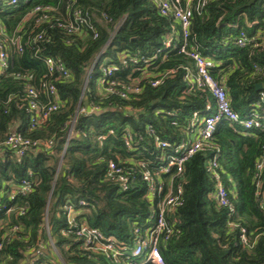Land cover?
Segmentation results:
<instances>
[{
    "label": "trees",
    "instance_id": "trees-1",
    "mask_svg": "<svg viewBox=\"0 0 264 264\" xmlns=\"http://www.w3.org/2000/svg\"><path fill=\"white\" fill-rule=\"evenodd\" d=\"M8 1L0 0V31L6 37L0 35V40L8 52V67L0 75V264L139 263L141 259L125 256L114 261L89 249L77 229L84 225L131 249L134 230L143 235L153 225L159 198H148L137 163L146 162L156 173L155 157L170 150H156L153 138L179 143L187 137L193 112L208 114L204 107L213 106L214 100L205 87L188 92L184 76L186 70L195 72L194 61L176 49L163 51L145 69L130 62L121 65L119 55L151 57L163 47L171 27L180 44V27L153 0H16L12 6ZM76 11L93 23L96 38L85 27L78 33L67 31ZM240 31L246 37L243 47L234 45ZM188 32L190 45L214 63L210 74L225 88L232 110L239 116L257 110L255 103L264 93V0H209L199 11L194 5ZM13 38L19 39L21 53L15 51ZM46 58L61 61L69 81L50 76ZM104 63L120 67L112 76L117 83H134L141 91L121 98L100 90ZM155 78L160 82L152 87ZM50 83L59 106L32 127L26 87L36 91L42 106L49 100L43 86ZM78 106L97 111L76 114ZM259 110H264V100ZM73 118L74 136L62 154ZM125 131L131 135L130 149L123 143ZM239 131L222 123L209 147L185 163L181 204L166 216L172 235L166 241L162 236L158 244L166 264H264V197L256 196L254 183L264 132ZM12 133L31 142L51 141L52 146L17 157V149L3 144ZM215 153L230 207L217 204L214 182L204 169ZM110 162L125 176L134 175L136 182L122 190L117 176L109 174ZM22 181L30 190L9 200L6 193L17 191Z\"/></svg>",
    "mask_w": 264,
    "mask_h": 264
},
{
    "label": "built area",
    "instance_id": "built-area-1",
    "mask_svg": "<svg viewBox=\"0 0 264 264\" xmlns=\"http://www.w3.org/2000/svg\"><path fill=\"white\" fill-rule=\"evenodd\" d=\"M153 1L162 15L170 14L175 22L178 23L180 27L181 43L179 44L176 42L174 37L175 30L171 27L172 32L166 35L163 41V47L157 49L151 57H130L127 54L122 53L119 55V62L121 65H126L130 62L133 65L142 66L145 69L152 65V61L162 57L163 51L176 49L179 54L194 61L195 72L186 70L184 76V82L188 87V92L192 91L194 88L205 87L211 94L214 104L213 106L209 104L205 105L204 112H208L206 115L200 116V112H193L187 137L182 139L179 143L170 145L168 142L160 140L158 137L153 138L156 150H160L161 152L170 150L166 154L163 153V155L155 157V166L159 167L156 173H152L147 169L148 164L146 162L139 161V163H137L138 167L141 169L137 172L140 180L147 186L148 198L151 201L157 195L159 200L156 204V216L153 225L149 226L144 231L143 235L140 234L138 228L134 230L135 239L131 249L117 244L116 240L112 237L104 238L99 232L90 230L84 225L78 227L77 235L84 240V246L114 261L122 256L131 259H141L139 263L133 264H166L159 253L158 244L162 236V240L166 241L172 235V230L167 223L166 216L181 204V175L184 165L192 156L209 147V140L217 127L222 123H225L228 126H238L240 128L239 132L243 135H253L259 132H264V110H259L260 105L264 100V93L260 94L259 101L255 103V107L258 108L257 110L253 109L249 113L239 116L232 110L227 92L223 85L210 74L209 70L214 67V63L207 58L201 57L188 42L192 6L195 5V10L199 11L209 0H184L183 4L178 0L174 2H171L170 0ZM15 3L16 0H9L7 5L12 6ZM72 18L73 19H71V21L65 26L67 27L68 32L72 31L78 33L85 27L92 31L93 38L97 37L93 23L86 18V15L85 17H82L80 12L76 11L72 13ZM0 35L4 37V39L6 38L2 30L0 31ZM262 41L264 42V36ZM109 42L110 40L107 41L106 46ZM11 43L15 46L16 52H22L19 39L13 38ZM234 45L237 47H243L246 45V37L243 32H239L234 41ZM105 47L100 51L98 56H101L104 53ZM7 53L5 42L0 40V75L8 67ZM43 64L45 65L48 74L50 76H55L57 81H69V71L61 61L46 58L44 59ZM107 65V63H104L101 67L103 77L98 82L100 90L102 89L105 93H117L121 98H127L129 95L138 94L141 91V88L134 83L123 85L117 83V81L112 79V76L121 70L120 67L118 65ZM159 82L160 78H155L152 80L151 86L156 87L159 85ZM116 87H118L119 90H116ZM43 92L49 100L47 104L41 106L36 101V91L30 86L26 87V93L31 98L28 102V113L30 114L29 119L32 127L46 119L50 113L55 111L59 106L57 92L53 84L50 83L43 86ZM96 111L97 108L95 107L87 108L85 106H78L76 114H91ZM74 118L68 126L62 154L70 147V141L74 136ZM147 131L151 135L154 134L150 128H147ZM138 140H141V138L138 137ZM123 143L128 149L132 147V140L129 131L124 132ZM3 144L10 149H17L15 152L17 157H22L25 152L30 149L35 151H39L40 149L49 150L52 146L51 141H46L44 143L39 141L31 142L19 133L10 134ZM108 168L110 175L117 176L122 190H126L130 185H133L136 182V177L134 175L130 177L125 176L122 168L117 164L110 162ZM204 169L214 182L213 196L217 204L220 207H230L228 201L230 191L225 185L217 153L206 160L204 163ZM160 174L166 175V180H162L159 176ZM254 183L256 196L264 197V193L261 191L264 184V146L262 155L256 161ZM233 185L232 182V186ZM29 190V183L27 181H22L17 191L6 194L8 195L9 200H13V197L16 194L25 195ZM261 203L264 204V200H262ZM2 209H0V212ZM65 210L68 215L73 213L71 206H66ZM70 222L71 226L74 227L72 219ZM1 225L2 219L0 216V226ZM244 232V230L241 231L242 242L246 245L247 241Z\"/></svg>",
    "mask_w": 264,
    "mask_h": 264
},
{
    "label": "water",
    "instance_id": "water-1",
    "mask_svg": "<svg viewBox=\"0 0 264 264\" xmlns=\"http://www.w3.org/2000/svg\"><path fill=\"white\" fill-rule=\"evenodd\" d=\"M261 89V85H257V90H260Z\"/></svg>",
    "mask_w": 264,
    "mask_h": 264
}]
</instances>
